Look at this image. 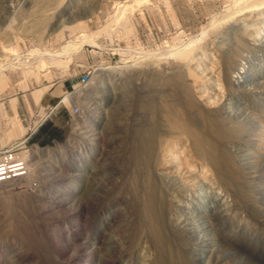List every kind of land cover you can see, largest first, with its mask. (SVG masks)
Masks as SVG:
<instances>
[{
    "label": "rangeland",
    "instance_id": "374dc122",
    "mask_svg": "<svg viewBox=\"0 0 264 264\" xmlns=\"http://www.w3.org/2000/svg\"><path fill=\"white\" fill-rule=\"evenodd\" d=\"M9 3L8 9L5 0H0V155L6 151L8 156L15 152L19 156L24 151L20 156H30L33 146L28 147L35 143L42 148L60 144L63 149L35 160L29 157L33 159L31 163L37 160L33 166L40 171L34 180L23 177L0 184V264H121L117 262L121 256L115 253L120 250L113 241L116 237L125 244L127 256L123 260L127 264H139L140 257L155 254L151 239L141 238V243L132 237L133 233L124 232L132 226V206L123 201L119 192L117 197H109L106 184L116 185L112 183V172L121 163L124 135L132 122L155 125L164 92L172 103L183 99L182 94H171L167 91L170 89L158 85L181 83L171 74L183 66L182 53L192 49V68L199 77L192 113L199 123L200 112L218 119L220 111L226 124L238 126L239 136L231 150L236 152L234 160L238 164L236 171L230 169L228 174L215 163L209 164L208 178L199 165L191 173L182 169L185 174L181 180L174 170L170 171L177 177V181L170 177L173 184L178 182L180 186L174 189L178 203L172 209L178 218L173 222L179 226L180 236L171 232L166 221L165 235L172 239L170 249L166 247L167 254H174L176 264H183L184 256L190 257V264H264V0ZM63 6L75 13L62 11ZM83 73H89V82L72 92L70 85ZM131 85L135 90L136 85H142V90H147L146 95L142 93L144 100L149 103L137 105L133 100L120 104L121 94L130 100L142 91L138 87L134 95ZM114 92L118 96L113 97ZM69 95L78 99L80 112L69 114L73 103L64 101ZM113 108H117L119 117H113ZM103 120L109 124L104 131ZM46 126L48 131L58 130L60 138H53L58 143L48 141L43 131ZM94 147L100 157L96 161ZM147 155L140 165L148 164L149 171L154 166L155 153ZM55 165L67 166L63 167L65 178L59 185L56 179L47 177ZM81 166H86L84 176L73 186V194L63 193L65 198H59L62 195L58 189ZM147 169L139 171L147 174ZM168 180L163 179L165 184ZM216 191L226 197L216 202ZM96 193L103 194L104 205ZM85 197L92 199L89 209L83 202ZM65 202L70 215L69 210L62 209ZM82 214L86 218L83 227L89 230L83 237L85 246L69 247V255L62 249L58 250L60 255L52 254L46 246L50 245L46 232L63 229L71 233L75 227L71 221ZM185 239L189 242L186 250L181 245ZM80 253L86 256L82 263L68 262L67 258L81 256ZM61 259L68 261H58Z\"/></svg>",
    "mask_w": 264,
    "mask_h": 264
},
{
    "label": "bare ground",
    "instance_id": "6f19581e",
    "mask_svg": "<svg viewBox=\"0 0 264 264\" xmlns=\"http://www.w3.org/2000/svg\"><path fill=\"white\" fill-rule=\"evenodd\" d=\"M9 1H11V0H5V5L7 8H8L7 5L11 4V3H9ZM3 2H4V0H3ZM9 7H10V5H9ZM81 7L82 6H80V8ZM13 8H15V7H13ZM62 9H63L62 11H64V12L66 11L69 15H72L73 13H75V12H72L71 9L69 10V7L67 8L66 6H63ZM15 13H16V11H15ZM72 17H74V16H72ZM74 19H76V18H74ZM259 20H261V18H259ZM193 51L194 50L192 49L190 51H186V52L182 53V59H184V60H181V62L183 64V66L179 65L182 68V70L180 69V67H178L179 69H177V71H175V72L172 70L173 73L171 74V77L175 76L177 78H174V79H177V81L181 80V83H180L181 85L179 83H178L179 85H173L174 82H172V83L170 82L171 83L170 85H158L161 89H163V88L170 89L167 91H170L171 94L173 92H175L177 94H182L183 99H181L180 103L179 102L172 103L167 99V98H169V96L165 95V92H164L163 95L166 99H164V97L161 99L162 103H161V105H159L160 111H158V112H160L159 113L160 118H159V120H156L157 121L155 124V125H157L156 128H155V125L152 124L151 122H150L151 124L148 123V125L145 122H143V123L132 122L131 127L129 126L130 127L129 132H125L126 133L124 135L125 140L122 137L123 140L126 141V142L122 141V143L124 142V144L125 143L126 144L125 145L123 144V146H125L124 151H123L124 155L121 156V160L119 159V161H121V163H118V165H117L118 167L115 164L114 167L116 166L117 168L115 167L116 170L114 169V172H112V177H111L112 183L116 184V185L115 186L110 185L111 187H107V184H106V188H107L106 191L110 192V194H108V195H110L109 197H111V198L113 196L117 197V194L119 192L123 196L122 197L123 201L127 202L128 204H130L132 206V211H131V216H133L132 226H131V228L124 230V232H126L127 234L133 233L132 237L135 239H139V241H141V243H142V239H144V241H150V239H151L150 242H152V243L150 245L153 244V246L155 247V248L151 247V248L156 250V251L154 250L155 254L147 255V252H146L147 256L144 255V256L140 257L141 259L139 260V264H176V262H175L176 259L173 256L174 254L170 253V251H169V249H170L169 246L172 245L171 244L172 239L168 240V235H165L166 234L165 227L168 224V223L166 224V221H168L170 223L168 225H170V227H171L170 230H172L171 232H173V234H175V235L178 234L180 236L179 226L173 222V221L177 220L178 218L174 217L175 216L174 212H173L174 210L172 211L173 206H175V203H178V199L176 198V194H175L176 192L174 191V189H178L179 185H177L178 182H175V184H173L174 182L172 181L171 178H173L174 181H177V180H175L177 177H178V179L181 180L182 175L185 174V173L183 174L181 170L184 169L186 172L191 173V172L196 170V168H195L196 165L200 166V171L203 173V175L206 178H208V175L210 172L208 167H209V164L211 165L212 163H215L221 172H224V173L227 172V174H228V170H230V169L235 172L236 171L235 165L238 164L234 160L235 159L234 156L236 155L235 154L236 152H233V153L231 152L232 148L234 147L233 144L236 142V140H237L236 138H238V136H239V133H238L239 130L237 129L238 126L237 127L236 126H234V127L230 126V124H228V122L226 124V122H225L226 118L225 119L223 118V115H222L223 113H221L220 111L218 112V116H217L218 119H214L213 116L211 117L209 115H206V114L200 112L201 121L199 123L196 121V119L192 113V110L194 109L193 104L196 103V99H195L196 97L195 96L198 97V94H196V93L199 92V90L196 89V87H195V85L198 84L197 82L199 81V77L196 75V73L193 71L194 69L192 68L193 67L192 61H193V57L195 54ZM167 76H169V75H167ZM234 77H236V76L234 75ZM170 80L168 78V81H170ZM152 81H150V82H152ZM172 81H173V79H172ZM174 81H176V80H174ZM163 83L164 82H162V84ZM168 84H169V82H168ZM219 85H220V88L222 89L223 88L222 85L221 84H219ZM111 86H112V88H114V85H111ZM140 86H142V85H140ZM140 86L136 85V88L139 89V88H141ZM196 86H199V85H196ZM130 87L132 88V85ZM143 87L145 88L146 85H143ZM78 88H80V87H78ZM133 88H135V87H133ZM114 89H112V90L115 91ZM142 89L143 88H141L140 90H142ZM134 90L135 89L131 90L132 93ZM136 90H135V92H136ZM192 90L194 92V96H193ZM145 91H147V90H145ZM145 91H143V90L139 91V94H138V91H137V94L134 92L133 94L134 95L136 94V97L133 99H130V100L129 99L125 100V97H124L125 95L121 94V97L118 98V99H120V104L127 103V102L133 103V100H134L137 102V105H140V104L144 105V103L147 102L146 101L147 99L144 100L142 93H144L146 95ZM115 93L116 92L113 93V95H112L113 97L118 96V95L115 96ZM129 97L132 98V95ZM74 98H76V96L72 97L69 95L68 97L66 96L64 98L65 99L64 101H69L70 103H76V105H77L78 99L75 100ZM114 99L116 100V98H114ZM147 103H149V102H147ZM117 104H119V103H117ZM124 105H126V104H124ZM79 107L80 106L77 105V108H79ZM151 108H153L152 105H151ZM140 111H141V109H140ZM78 112H80V111H78ZM111 113H112L113 117H116V118L119 117L118 116L119 112L117 113V108L116 109L113 108ZM139 117H141V116H139ZM135 119H136V117H134V121H135ZM219 120H221L223 123L225 122L226 126H222V123ZM114 122H115V120H114ZM98 123H101V122H98ZM110 124H111V121H110ZM105 125L107 126L109 124H106L105 120H103L101 123V127H102L103 131L105 129L107 130ZM152 125L154 126V128ZM153 129H154V131H153ZM93 134H95V133H93ZM30 137H31V135L28 137V139ZM116 140H118V138ZM116 140H114V141L116 142ZM55 143H58V142H55ZM93 144H95V143L93 142ZM123 146H122V149H123ZM29 148H31L30 152H29L30 156L32 158H34V160L36 158L43 157V155H55V153L57 151L59 152L61 149H63L60 144H58V146L55 148H50V147L42 148L39 146V143H35V144L31 145L30 147H28V149ZM93 149H94V156L93 157L96 161V159L98 158L97 157L98 152H96L97 149L95 147ZM23 152L21 154H23ZM145 153H146V157L148 156L147 155L148 153L151 155H152V153H155V159H154V163H153L154 166H151V168L149 167L150 168L149 171L147 169L148 164H146V166H143V164L140 165V162H142V160L144 161ZM6 155L8 156L7 153H6ZM20 155H19L20 158L15 156V159L13 161H17L19 159H22L24 161V164H23V167L25 169L24 172H22V173L20 172V174L17 176H10L9 178H5V179H3L4 181H0V184L8 183L11 181H16L18 179H22L23 177H27L28 179H33V180L37 177L36 174L39 171L37 168H39V167L33 166L34 164L37 163V160H36V162L31 163V160H33V159L29 158L30 156L24 154L25 155V156H23V158L25 159L24 160L23 158H21ZM99 158L97 160H99ZM153 158H152V160H153ZM117 162L118 161L113 162V164L117 163ZM88 163H89V161H88ZM67 166H68V164H67ZM67 166L66 165L65 166L64 165L63 166L55 165L49 171V175L47 177L48 178L52 177L54 180L56 179L55 183L57 185H59V183L61 181L60 179H62V177L65 178L64 173H66V172H62V171H64L63 167H67ZM144 167L148 171V172L146 171L147 174H143V173L141 174V171H139L141 168H144ZM70 168H71V166H70ZM85 168H86V166H81V167L77 168L78 169L77 172L70 175V177H72V178L68 182L65 181L64 186H62L61 188L58 187L59 188L58 192L60 195L65 193V194L71 196L73 194V191H74L73 186L76 187V185H75L76 182L79 181L80 177L82 178V176H84L83 172H85ZM224 168H226L227 171ZM173 170H174V172H176L178 174L177 177H175L174 175H171L170 171L173 172ZM234 172H233V174H234ZM158 175H160V176H158ZM230 175H231V173H230ZM117 176H119L120 179ZM233 176L235 177L236 175H233ZM231 178H233V177H231ZM163 179H165L166 181H167V179H169L168 182L171 179V182H169V183L167 182L165 184ZM110 183H111V181H110ZM98 184H99V182H98ZM230 184H231V182H230ZM99 186L104 188L101 185H99ZM108 188H109V190H108ZM101 191H102V189H101ZM69 193H71V194H69ZM120 194H118V195H120ZM102 195L103 194H101V196H99V194H97L96 195L97 197L96 196L95 197L98 198L99 201H101L103 198ZM65 196L66 195H62V196H58V197L63 199V198H65ZM225 197L226 196L225 195L223 196V194L221 192L216 191V194L214 195L213 199L217 202V201H221V199H223ZM45 198H48V197H45ZM243 198H244V196H243ZM53 200H55V199H53ZM91 200L87 197H85L83 200V202L85 203V206H87L88 209H89V206H90L89 203L91 202ZM101 203H102V201H101ZM102 204L104 205V203H102ZM55 206H57V208L62 207V205L61 206L55 205ZM68 206L69 205L66 203L65 207H63L62 209L69 210L67 213L70 215L71 211H70V207H68ZM52 207L56 208L54 206H52ZM47 210H49V209H47ZM68 219L72 220L73 218L72 219L68 218ZM71 223H73L75 225L74 228L72 227L73 229H72L71 233L69 230L58 229L57 231L56 230L50 231L47 229L48 232H46V235H47V233H49V236H48V239L46 238V241H47V243L49 242L50 245H48L46 243H44V244H46V246H48V248H49L48 250L51 249V253L53 252L52 254H55L56 256H58V255H60L58 250L62 249L61 250L62 253H66L65 250H67V255H69V253H68L69 247L73 248L74 246L77 245L78 249H81V247L83 248L85 246L83 237H85L84 234L89 231V230L87 231V229H85V227H83V226H85V223H86L85 214L78 216V219L76 221H73V222L71 221ZM180 228H181V226H180ZM100 232L104 234L105 231L103 229H101ZM72 233H75L76 236L74 237V235H72ZM104 235L106 236V234H104ZM77 236H80L78 244H76L77 241H75ZM105 236H104V238H105ZM135 239H134V241H135ZM113 241L116 245V246L114 245L115 247H117V248L120 247V250L115 252L117 256H121V257H119L120 259L117 260V262L121 261V264H127V262L125 260H123L124 257L127 256V251L125 249L126 247H125L124 242L117 237H116V239H113ZM144 241H143V243H144ZM92 244H93V241H92ZM136 244H137V242H136ZM181 245H182V248L184 250H186L188 248V245H189L188 239L187 240L185 239L184 242H181ZM167 246L169 248L168 251H169L170 255L167 254V251H166ZM136 248L137 247H135L134 249H136ZM52 254H51V256H52ZM143 254H145V253L143 252ZM79 255H81V256H77V257H71L70 256L71 260L69 258H67L69 261L67 259L65 261L63 259L58 260V261H61V262L73 261V262L80 263L81 260L86 259V256L82 255L81 253ZM124 255H126V256H124ZM128 256H129V253H128ZM182 258H181V262L183 264H190V257L184 256ZM89 259L92 261L91 258H89ZM53 260H56L55 257L53 258ZM88 263L91 264L90 261Z\"/></svg>",
    "mask_w": 264,
    "mask_h": 264
},
{
    "label": "built area",
    "instance_id": "2783aa9c",
    "mask_svg": "<svg viewBox=\"0 0 264 264\" xmlns=\"http://www.w3.org/2000/svg\"><path fill=\"white\" fill-rule=\"evenodd\" d=\"M90 78L91 77L89 73L81 74L79 78L70 85L72 92H74L77 87H85L86 83L89 82ZM68 111H69V114L71 115V112L80 111V109L76 107V103H73L70 109H68ZM52 142L54 143L57 141L53 139ZM16 153L17 152H15L14 156H7L6 151L1 153L0 155V181H4L3 179L5 178H9L10 176H17L20 174V172L21 173L24 172L25 170L23 167L24 161L22 159L13 161L15 159V156L19 157L16 155ZM21 158L23 157L21 156Z\"/></svg>",
    "mask_w": 264,
    "mask_h": 264
},
{
    "label": "trees",
    "instance_id": "16d2710c",
    "mask_svg": "<svg viewBox=\"0 0 264 264\" xmlns=\"http://www.w3.org/2000/svg\"><path fill=\"white\" fill-rule=\"evenodd\" d=\"M48 129H49L48 126L43 128V131H45L47 134L48 141L52 140L53 138H60V134H59L57 129L52 128L49 131H48ZM46 142L47 141H42L41 143H46Z\"/></svg>",
    "mask_w": 264,
    "mask_h": 264
}]
</instances>
